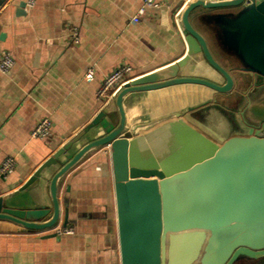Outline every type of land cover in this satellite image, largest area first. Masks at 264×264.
<instances>
[{
  "label": "water",
  "instance_id": "95a60500",
  "mask_svg": "<svg viewBox=\"0 0 264 264\" xmlns=\"http://www.w3.org/2000/svg\"><path fill=\"white\" fill-rule=\"evenodd\" d=\"M26 7L21 1L17 13L24 14ZM199 8L235 9L209 20L217 27L221 48L239 63L237 70L263 79L245 98L249 105L243 115L264 122V0H189L180 17L187 53L166 68L125 83L14 194L0 196V222L29 232L67 227L69 210L61 216V181L87 154L108 147L122 264H236L264 257V126L243 133L209 124L214 93L230 94L238 81L193 25L191 15ZM199 61L220 79L184 73L187 65L198 66ZM186 84L214 93L147 121L129 120L128 95ZM227 102L235 106L239 101L233 97ZM112 112L119 116L115 125ZM46 180L50 204L30 194Z\"/></svg>",
  "mask_w": 264,
  "mask_h": 264
},
{
  "label": "crops",
  "instance_id": "0c3cea01",
  "mask_svg": "<svg viewBox=\"0 0 264 264\" xmlns=\"http://www.w3.org/2000/svg\"><path fill=\"white\" fill-rule=\"evenodd\" d=\"M21 1L27 0H0V52L8 51L15 59L8 72H0V166L8 156L17 159L12 174L6 179L0 175V196L14 194L101 111L97 90L114 69L129 64L134 78L144 76L176 63L188 50L180 17L189 0H162L161 7L150 8L139 23L131 19L143 0H36L18 14ZM234 10L199 8L191 15L214 56L231 70L239 63L221 48L209 18ZM199 62L187 65L184 73H214ZM91 67L94 79L87 81ZM199 87L132 93L125 100L129 120L147 121L168 109L200 102L209 94ZM44 117L51 119L53 135L31 137ZM110 118L115 125L119 116L112 112ZM30 194L50 204L47 180ZM59 195L64 203L61 216L69 210L68 227L74 233L47 237L52 233L0 222V264H122L110 149L87 154L63 178Z\"/></svg>",
  "mask_w": 264,
  "mask_h": 264
},
{
  "label": "built area",
  "instance_id": "2783aa9c",
  "mask_svg": "<svg viewBox=\"0 0 264 264\" xmlns=\"http://www.w3.org/2000/svg\"><path fill=\"white\" fill-rule=\"evenodd\" d=\"M188 1V0H185ZM36 0H27V8H31L35 5ZM162 5V0H143L142 6L139 8L138 12L132 17L131 21L133 23H139L142 17L148 12L150 8H159ZM15 64V59L12 54L8 51L0 52V72H8ZM95 69L91 67L87 70L85 78L87 81H92L94 79ZM134 79L133 77V67L129 64H124L116 69H114L110 74H108L100 87L97 90V97L105 106L118 92V90L127 82ZM53 135V125L49 117H44L31 131V137L37 139H48ZM17 166V159L14 156H8L0 166L1 178L6 179L10 174H12ZM1 194V192H0ZM46 233H55L57 235L73 234V227H63L61 225L56 226L53 229L44 231Z\"/></svg>",
  "mask_w": 264,
  "mask_h": 264
},
{
  "label": "flooded vegetation",
  "instance_id": "af4514ba",
  "mask_svg": "<svg viewBox=\"0 0 264 264\" xmlns=\"http://www.w3.org/2000/svg\"><path fill=\"white\" fill-rule=\"evenodd\" d=\"M236 80L238 81L234 87V91L230 94H221L225 98V101L219 100L215 93L213 100L214 102L209 105V113L211 114V121L209 124H216L223 130H229L230 132H243L247 133L249 128H253L254 133L263 128L264 122L260 124V117H244L243 112L247 110L249 104H246L245 98L250 95L251 92H256L255 89L260 88L263 84L262 78H254L250 76L248 72L241 70H231ZM233 97L238 99V103L233 106L230 105L227 100L230 101ZM237 106V107H236ZM226 119V121H225ZM245 119H247L245 121ZM262 121V120H261ZM264 121V120H263ZM250 122V123H249ZM260 124V127H259Z\"/></svg>",
  "mask_w": 264,
  "mask_h": 264
},
{
  "label": "rangeland",
  "instance_id": "374dc122",
  "mask_svg": "<svg viewBox=\"0 0 264 264\" xmlns=\"http://www.w3.org/2000/svg\"><path fill=\"white\" fill-rule=\"evenodd\" d=\"M209 75L212 76L215 79H220L219 76H216V74H214V73L209 74ZM199 89L201 91L207 92L210 95H213V93H214L212 91H208L207 89L203 88L202 86H200ZM201 95H202V93H201ZM217 96H218V99L219 100L225 101V98L226 97H224L223 95H217ZM169 110L170 109L166 110L165 112H168ZM236 264H264V257L258 258V259H247V258H243V259H240L239 261H237Z\"/></svg>",
  "mask_w": 264,
  "mask_h": 264
}]
</instances>
